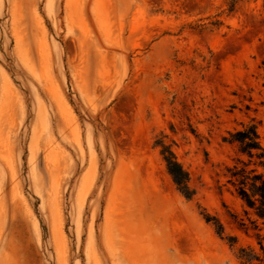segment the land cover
I'll return each mask as SVG.
<instances>
[{
	"label": "rangeland",
	"instance_id": "rangeland-1",
	"mask_svg": "<svg viewBox=\"0 0 264 264\" xmlns=\"http://www.w3.org/2000/svg\"><path fill=\"white\" fill-rule=\"evenodd\" d=\"M251 122L264 0H0V264H241L264 225L223 138Z\"/></svg>",
	"mask_w": 264,
	"mask_h": 264
},
{
	"label": "trees",
	"instance_id": "trees-1",
	"mask_svg": "<svg viewBox=\"0 0 264 264\" xmlns=\"http://www.w3.org/2000/svg\"><path fill=\"white\" fill-rule=\"evenodd\" d=\"M240 0H229V10L233 11ZM224 142L235 145L237 156L231 166H227V183L233 187L234 193L243 201L247 216L255 218L252 221L255 228H258V221L264 225V145L261 140L258 125L256 123L244 124L239 129L229 131L223 138ZM168 172L172 176L178 189L186 197L192 196L189 187V174L178 162L170 149L162 151ZM207 222L213 223L217 233L225 238V231L222 223L217 217L208 213L204 215ZM242 226H245L242 223ZM260 236V235H259ZM261 237V236H260ZM229 243L235 246L236 237H230ZM260 251L253 247H239L237 258L241 264H264V242L259 240Z\"/></svg>",
	"mask_w": 264,
	"mask_h": 264
}]
</instances>
